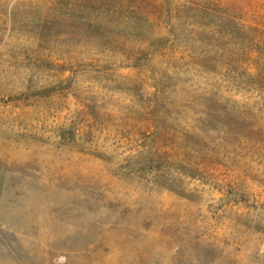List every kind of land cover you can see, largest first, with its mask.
I'll use <instances>...</instances> for the list:
<instances>
[{
  "label": "rangeland",
  "instance_id": "1",
  "mask_svg": "<svg viewBox=\"0 0 264 264\" xmlns=\"http://www.w3.org/2000/svg\"><path fill=\"white\" fill-rule=\"evenodd\" d=\"M0 264H264V0H0Z\"/></svg>",
  "mask_w": 264,
  "mask_h": 264
}]
</instances>
